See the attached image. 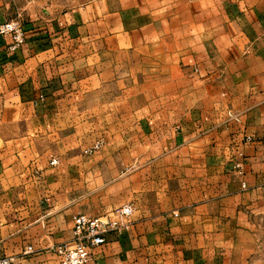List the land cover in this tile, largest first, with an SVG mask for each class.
I'll return each mask as SVG.
<instances>
[{
    "label": "crops",
    "instance_id": "obj_1",
    "mask_svg": "<svg viewBox=\"0 0 264 264\" xmlns=\"http://www.w3.org/2000/svg\"><path fill=\"white\" fill-rule=\"evenodd\" d=\"M11 20L0 259L59 264L75 216L131 204L88 264H259L264 0H0Z\"/></svg>",
    "mask_w": 264,
    "mask_h": 264
},
{
    "label": "built area",
    "instance_id": "obj_2",
    "mask_svg": "<svg viewBox=\"0 0 264 264\" xmlns=\"http://www.w3.org/2000/svg\"><path fill=\"white\" fill-rule=\"evenodd\" d=\"M0 37L7 38V50L14 52L25 43L23 27L20 21L11 20L0 24ZM247 140H249L247 138ZM100 144L95 143L84 154L89 155L99 149ZM57 161L52 159L50 165L54 166ZM235 167L239 170L240 165ZM242 187L245 185L242 183ZM133 207L125 204L112 209L110 212L99 217H87L77 215L73 218L72 246L59 245L54 248V253L59 259V264H88L94 252L107 244V236L111 233L118 234L128 231L131 225ZM33 253L31 246L23 251V256ZM0 264H14L12 258L0 259Z\"/></svg>",
    "mask_w": 264,
    "mask_h": 264
},
{
    "label": "rangeland",
    "instance_id": "obj_3",
    "mask_svg": "<svg viewBox=\"0 0 264 264\" xmlns=\"http://www.w3.org/2000/svg\"><path fill=\"white\" fill-rule=\"evenodd\" d=\"M249 230L255 242L253 257L258 258L259 264H264V213L254 215L249 220Z\"/></svg>",
    "mask_w": 264,
    "mask_h": 264
}]
</instances>
